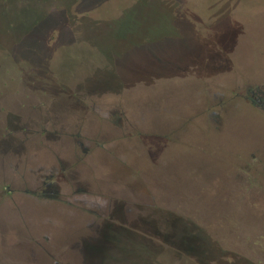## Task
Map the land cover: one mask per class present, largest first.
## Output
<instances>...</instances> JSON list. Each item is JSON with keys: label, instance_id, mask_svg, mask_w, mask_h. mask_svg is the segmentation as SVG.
<instances>
[{"label": "rangeland", "instance_id": "374dc122", "mask_svg": "<svg viewBox=\"0 0 264 264\" xmlns=\"http://www.w3.org/2000/svg\"><path fill=\"white\" fill-rule=\"evenodd\" d=\"M65 12L85 15L74 23L82 19L77 25L88 31L82 59L104 65L103 101L113 106L114 94L130 93L138 121L168 125V198L158 192L156 201L167 202L168 218L167 228L155 225L158 256L167 249L168 264H264V111L244 98L248 87L264 91V0H0V80L8 75L3 59L14 68L43 63L27 32ZM70 57L57 58L60 74ZM114 118L106 132L114 133ZM143 134L137 152L157 160L145 161L160 173L161 135ZM104 180L117 188L113 175ZM143 246L132 247L136 256Z\"/></svg>", "mask_w": 264, "mask_h": 264}, {"label": "flooded vegetation", "instance_id": "af4514ba", "mask_svg": "<svg viewBox=\"0 0 264 264\" xmlns=\"http://www.w3.org/2000/svg\"><path fill=\"white\" fill-rule=\"evenodd\" d=\"M83 17L60 13L37 33L27 32L37 38L43 63L1 64L8 75L0 80V264H168V250L158 256L152 244L158 221L167 228V202L156 201L158 192L168 198V125L138 121L130 93L114 94L113 106L103 101L104 65L82 59L88 31L74 18ZM57 53L72 59L64 74L55 67ZM247 92L244 98L264 111V91ZM111 115L113 134L105 131ZM137 132L160 133V173L145 161L157 160L137 152ZM112 175L115 189L104 180ZM136 242L144 255L136 256Z\"/></svg>", "mask_w": 264, "mask_h": 264}, {"label": "bare ground", "instance_id": "6f19581e", "mask_svg": "<svg viewBox=\"0 0 264 264\" xmlns=\"http://www.w3.org/2000/svg\"><path fill=\"white\" fill-rule=\"evenodd\" d=\"M108 166H109V164H108ZM103 170V169H102ZM109 172V171H108ZM102 173V172H101ZM105 173V172H104ZM106 175H108V174H106Z\"/></svg>", "mask_w": 264, "mask_h": 264}]
</instances>
